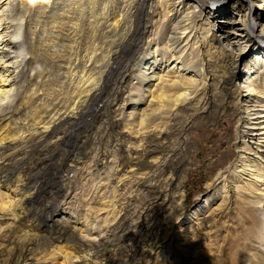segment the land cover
I'll use <instances>...</instances> for the list:
<instances>
[{
    "label": "rangeland",
    "instance_id": "1",
    "mask_svg": "<svg viewBox=\"0 0 264 264\" xmlns=\"http://www.w3.org/2000/svg\"><path fill=\"white\" fill-rule=\"evenodd\" d=\"M141 1L16 0L25 54L0 114V264H264V157L245 106L264 42L224 47L230 19L212 14L241 20L248 2L211 1L189 22ZM179 52L188 73L160 99L153 70L166 77Z\"/></svg>",
    "mask_w": 264,
    "mask_h": 264
},
{
    "label": "bare ground",
    "instance_id": "2",
    "mask_svg": "<svg viewBox=\"0 0 264 264\" xmlns=\"http://www.w3.org/2000/svg\"><path fill=\"white\" fill-rule=\"evenodd\" d=\"M207 1H209L210 4L207 3ZM211 1L214 4V8L216 9L219 7L220 3H224V2H227L229 0H165V3L169 6L168 8H170L169 13H165V15H168L170 13L172 14V12H173V14L174 13L175 14L178 13L180 15L184 14L186 17L185 19L190 22L193 19V16H194L193 14H195V12L197 11V10L195 11L196 7L199 8V10L203 13L205 11L204 9L209 8V5H211ZM246 1L248 2V4H247L248 7L246 8L247 10L245 9V12H244L241 20H240L241 16L239 14L237 15L235 13L236 15H233L234 12L231 15L228 13L227 14L224 13L223 11H224L225 6H222V7L220 6V8H218L219 9L218 11L216 9V11L214 13H212L214 15L215 19H217L219 17L230 19L227 21L228 26L226 27V29L222 30V32L220 33L221 34L220 37H224V39L228 42V46H224V47H227L230 49L233 48V49L237 50L238 48L232 47V44L237 42V41L239 43V37L243 36L244 34L245 35L255 34L256 40L259 39V40H262L264 42V26L262 27L263 29H262L261 33L255 32V30H256L255 26L257 24L256 23V17H254V14H253L252 9H251L252 8L251 3H253L254 1H252V0H251V2H250V0H246ZM20 2H21V4H23L22 1H20ZM257 2H259L260 4L263 3L262 6L264 7V0H257ZM146 3H147L146 0H142L141 1L142 7H144V5ZM16 4H17L16 0H0V114L1 115H2L1 110H4V108H2V106L4 107V105L9 101L8 98L11 97L10 95L13 93L12 91L15 89L14 88L15 85L19 82L18 79H16V75H17L16 69L19 67V61L17 60V58H18V56H22V54L23 55L25 54V53L21 52L22 50H20L18 48V47L23 45V40H21V34H20L21 29H22V24L18 21L14 22V20H12V18H11L12 17L11 11L14 10V7L16 6ZM180 4H182V6ZM205 4L207 6H205ZM259 6L261 7V5H259ZM211 11L208 12L210 15H211V13H210ZM141 19H142V14H140V20ZM140 24L141 23L139 21V25ZM184 29L185 30L189 29L188 25L187 26L185 25ZM215 36L216 35L213 36V39L214 40L216 39L221 44V41L219 40L220 37H215ZM17 48H18V51H16ZM184 50H186V49H184ZM237 55L243 56L240 54H237ZM125 57H127V56H125ZM172 58L174 59V61L176 59L177 63H173L171 69H169L167 71L166 77L168 79L164 75L159 74L160 73L159 71L152 69L154 72L151 76L152 79L150 78L149 82L154 81L155 79H158L157 83L155 82V87L162 85V84H165L164 85L165 87L168 86V87L173 88L174 86H178V84H181L182 80L186 77V73H188V72H186L187 71V69L185 68L186 66L185 67L182 66L183 58H184V55L182 54V52L181 53L179 52V55L173 54ZM156 61H157L156 58L153 59V61H151L150 58H148L145 61V63H146L145 65L149 64V67H147V66H145V67L148 69H151V67L154 65V62H156ZM180 62H182V63H181V65L178 66V64H180ZM142 68H144V67H142ZM252 68H249V70H251ZM251 71L254 72L255 75L252 76V78L250 80L246 81L249 84L247 86L248 87L247 91H249L248 100L250 99V101H247V102L252 103L250 105H245L247 107V109H246L247 115H248L247 118H249L248 119L249 127H248V132H246V134H247V137H249V142H251L252 145H254V143H255V146L257 145L256 149H258L257 152H259L261 154V156L264 157V149H262L264 147V120H263L264 119V110H263L264 107H258V106H261L260 105L261 102L259 103V100L264 98L263 96L261 97V94L264 95V84H263V87L261 86V84L264 81L262 83H259L260 82L259 80L262 78V76L264 77V73L262 74V72H260V71L257 72V70H251ZM99 72L100 71H98V73ZM150 73H152V71ZM194 74H197V73H194ZM91 75H92V72H91ZM164 78H166V79H164ZM252 79H257V80L255 81ZM262 79H264V78H262ZM183 83H184V85L188 84L185 82H183ZM165 87H163V85L160 87L162 91L160 92L158 90V92H160V93L158 95H156V97H158L160 99L162 98L163 100L168 99L167 98L168 96L166 95V93H164L165 89H163V88H165ZM188 89H191V88L189 87ZM155 90L156 89H153V90L151 89V93H153ZM96 96H98V95H96ZM161 105H163V104H161ZM158 106H159V104H158ZM160 107H162V106H160ZM152 108H153V105L150 104L149 109L152 111V113H155V111L159 107L155 106L153 109ZM140 123L141 122H139V124ZM42 127H44V126H42ZM258 146H259V148H258ZM251 147L252 146H249L246 148V149L250 150L249 151L250 153L253 151V148H251ZM260 147H262V148H260ZM254 157H256L258 159H262V158H259V156L255 155V153H254ZM240 158L242 159L244 157H242V155H241ZM249 162H250V160H249ZM241 167H242V175L245 173L247 176H252L253 180H255L256 175L253 176V174L250 172V170H254V169L249 168V164H246L244 161H242ZM255 171L257 172V174L260 173V170L258 168H256L254 170V172ZM64 181H66V180H64ZM30 184L27 185L29 190L31 188ZM41 184L42 183H40V185ZM33 188H34V186H33ZM49 188H50V186L47 188V190ZM26 190H27V188L25 189V191ZM52 191H54V190H52ZM65 196H67V195H65ZM27 199H29V198L27 197Z\"/></svg>",
    "mask_w": 264,
    "mask_h": 264
}]
</instances>
